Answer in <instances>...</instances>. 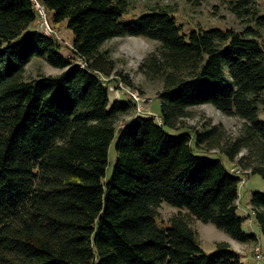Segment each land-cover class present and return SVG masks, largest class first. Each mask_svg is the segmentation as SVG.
I'll return each instance as SVG.
<instances>
[{
  "label": "trees",
  "instance_id": "obj_1",
  "mask_svg": "<svg viewBox=\"0 0 264 264\" xmlns=\"http://www.w3.org/2000/svg\"><path fill=\"white\" fill-rule=\"evenodd\" d=\"M40 1L53 23L67 22L73 54L43 31L22 34L37 18L32 0H0V264H244L225 240L205 253L190 217L237 241H258L237 212L242 176L221 157L264 180L257 0H229L248 21L242 30L186 32L166 7L124 21L128 0ZM129 34L159 42L140 67L163 79L160 120L135 114L116 131L134 106L110 101L101 74L115 65L100 46ZM34 56L62 71L26 80ZM203 103L239 116L240 133L229 135L221 123L185 129L189 107ZM213 149L220 155H208ZM164 200L179 212L159 223ZM249 202L264 235V193L253 191Z\"/></svg>",
  "mask_w": 264,
  "mask_h": 264
},
{
  "label": "rangeland",
  "instance_id": "obj_2",
  "mask_svg": "<svg viewBox=\"0 0 264 264\" xmlns=\"http://www.w3.org/2000/svg\"><path fill=\"white\" fill-rule=\"evenodd\" d=\"M128 11L121 16V20L128 21L133 16L142 14L144 11H148L151 8L157 6L166 7L172 10V13L178 22L182 24L183 30L186 32L191 28L205 27H221L228 28L233 27L237 30H242L248 21L238 18L230 9L229 0H128ZM257 5L262 13H264V0H257ZM50 21L52 12H48ZM53 23V22H52ZM55 29L54 37L58 38L61 44V51L67 56L73 54L72 51V31L69 29L65 20L54 22L52 25ZM31 30H43L39 26V18H36L22 34H26ZM260 35L258 36L261 43L264 45V27L259 28ZM158 43L156 40L151 39L145 35H125L115 36L112 39L105 41L101 46V50L109 51V57L115 65V69L111 75L101 77L108 82V93L110 101L115 99H130V92L137 93L138 99H133L134 109L128 114L121 115L118 119L115 127L116 131L127 120L132 118L136 114L137 108L142 106L145 111H150L158 116L160 105L158 94L163 87V79L155 76H151L146 73L145 69L140 67L141 62L144 60L150 52L157 49ZM79 62V58H76ZM26 70L24 78L30 80L38 78L40 75H57L62 71V68L52 66L45 56H34L29 63L25 66ZM128 79L130 83H127L124 79ZM132 100V98L130 99ZM189 116L183 119V125L185 129L196 128L203 129L205 126L221 123L224 126L225 131L231 136L238 135L243 125V120L236 115H228L217 109L211 103H203L199 105H193L189 107ZM258 115L264 119V91L262 92L259 102ZM184 129V127H181ZM108 154L109 163L107 164V176L111 173L113 163L115 161L116 151L113 148V142L110 144ZM246 153V149H243L240 154ZM210 156L220 155L216 149L211 150L208 153ZM229 168L237 169L238 174L242 176V180L239 184L240 196L238 198L237 212L239 215L245 217L243 222V228L245 231L254 232L257 235V242H247L248 250L247 254L239 252L240 259L244 264H264V235L259 229L254 216L251 214V204L249 202L250 195L253 191H260L264 193V180L258 173H247L238 166L236 161L231 162L221 155ZM184 212L186 209H182ZM179 212V208L171 205L167 201H163L158 208V215L156 220L159 223L165 222L170 216ZM250 214V215H249ZM190 221L193 227L199 233L200 246L205 253L213 251L216 247L215 244L224 239H230L231 235L225 230H221L213 225L214 229L210 231L208 224L196 217H190ZM213 224V223H212ZM219 240V241H216ZM226 241V240H225ZM260 247L262 250V256L259 259L255 257V249ZM245 249V248H244Z\"/></svg>",
  "mask_w": 264,
  "mask_h": 264
},
{
  "label": "built area",
  "instance_id": "obj_3",
  "mask_svg": "<svg viewBox=\"0 0 264 264\" xmlns=\"http://www.w3.org/2000/svg\"><path fill=\"white\" fill-rule=\"evenodd\" d=\"M33 1V4H34V8L36 9L37 11V18H39V26L40 28L43 30L44 33L48 34V35H51L53 36V34H55V29L54 27L52 26L53 23L50 21L49 19V14H48V9H46L44 3L40 0H32ZM130 99L132 98V101L134 102V98L135 99H138V95L137 93H134V92H130ZM138 108H137V111H136V114H142V115H149V116H154L156 119H159L158 116H156V114L150 112V111H145V109L142 108V106H139L137 105ZM160 120V119H159ZM237 169H240V168H237ZM237 169L235 168H229L228 170L231 172V173H237L240 171H237ZM252 212V211H251ZM255 258L256 259H259L261 258L262 256V250L260 249V247H256L255 249Z\"/></svg>",
  "mask_w": 264,
  "mask_h": 264
},
{
  "label": "crops",
  "instance_id": "obj_4",
  "mask_svg": "<svg viewBox=\"0 0 264 264\" xmlns=\"http://www.w3.org/2000/svg\"><path fill=\"white\" fill-rule=\"evenodd\" d=\"M208 225V229L210 230V231H212L214 228V224H212V222H208L207 223ZM224 240H226L229 244H230V246H232V248L237 252V253H239V252H241V253H243V254H247L248 253V250L246 249V246L248 247V243L247 242H242V241H237V240H235L234 238H230V239H224ZM216 241H219V240H216ZM245 248V249H244Z\"/></svg>",
  "mask_w": 264,
  "mask_h": 264
}]
</instances>
